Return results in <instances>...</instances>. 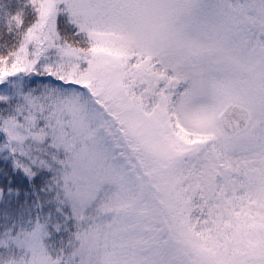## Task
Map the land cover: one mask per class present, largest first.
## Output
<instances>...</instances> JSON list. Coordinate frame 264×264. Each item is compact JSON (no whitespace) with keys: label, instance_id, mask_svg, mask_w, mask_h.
<instances>
[{"label":"snow or ice","instance_id":"1","mask_svg":"<svg viewBox=\"0 0 264 264\" xmlns=\"http://www.w3.org/2000/svg\"><path fill=\"white\" fill-rule=\"evenodd\" d=\"M0 264H264V0H0Z\"/></svg>","mask_w":264,"mask_h":264}]
</instances>
